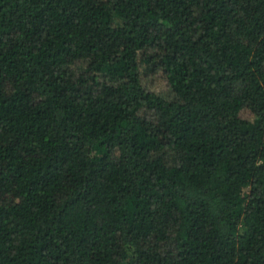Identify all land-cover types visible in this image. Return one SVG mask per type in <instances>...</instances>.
Instances as JSON below:
<instances>
[{
    "label": "trees",
    "instance_id": "obj_1",
    "mask_svg": "<svg viewBox=\"0 0 264 264\" xmlns=\"http://www.w3.org/2000/svg\"><path fill=\"white\" fill-rule=\"evenodd\" d=\"M0 264H264V0H0Z\"/></svg>",
    "mask_w": 264,
    "mask_h": 264
}]
</instances>
